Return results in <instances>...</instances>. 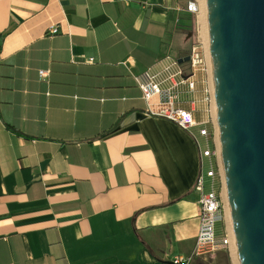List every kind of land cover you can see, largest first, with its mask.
<instances>
[{"label": "crops", "instance_id": "0c3cea01", "mask_svg": "<svg viewBox=\"0 0 264 264\" xmlns=\"http://www.w3.org/2000/svg\"><path fill=\"white\" fill-rule=\"evenodd\" d=\"M187 1L0 0V264H167L191 253L198 151L147 111L134 80L188 54ZM196 78L182 106L202 117L209 77ZM220 253L214 264L235 263L220 251L188 264Z\"/></svg>", "mask_w": 264, "mask_h": 264}, {"label": "water", "instance_id": "95a60500", "mask_svg": "<svg viewBox=\"0 0 264 264\" xmlns=\"http://www.w3.org/2000/svg\"><path fill=\"white\" fill-rule=\"evenodd\" d=\"M204 1L236 261L264 264V0Z\"/></svg>", "mask_w": 264, "mask_h": 264}, {"label": "built area", "instance_id": "2783aa9c", "mask_svg": "<svg viewBox=\"0 0 264 264\" xmlns=\"http://www.w3.org/2000/svg\"><path fill=\"white\" fill-rule=\"evenodd\" d=\"M186 10L192 12L196 19L193 31L189 30L186 34L187 38L193 40L187 54L189 59L180 63L178 59L167 56L158 69H147L134 75L147 111L154 116L164 117L185 130L194 140L198 151L199 168L194 182V190L198 194L195 243L188 255L173 257L172 261L176 264H188L195 258L210 257L220 251L234 255L232 233L228 228L223 200L224 175L208 63L209 52L202 39L199 2L188 0ZM47 31L50 34L57 33V24H49ZM85 61L91 63L93 58L89 57ZM198 71H203L209 77L203 88L202 117H198L197 109L182 106L184 102L193 101ZM39 74L46 76L47 72L40 70ZM188 97L192 99H187Z\"/></svg>", "mask_w": 264, "mask_h": 264}, {"label": "bare ground", "instance_id": "6f19581e", "mask_svg": "<svg viewBox=\"0 0 264 264\" xmlns=\"http://www.w3.org/2000/svg\"><path fill=\"white\" fill-rule=\"evenodd\" d=\"M200 8H201V28H202V34L204 37V42L207 46L208 49V36H207V25H206V11H205V1L204 0H198ZM208 63H209V67H210V77H211V62H210V58L208 56ZM211 83H212V77H211ZM223 200H224V205L226 208V213H227V223H228V228L230 229L231 233H232V225H231V219H230V213H229V206H228V201H227V196H226V190H224L223 192ZM232 242H233V252H234V260H235V264H237L236 261V255H235V247H234V237H233V233L231 236Z\"/></svg>", "mask_w": 264, "mask_h": 264}, {"label": "rangeland", "instance_id": "374dc122", "mask_svg": "<svg viewBox=\"0 0 264 264\" xmlns=\"http://www.w3.org/2000/svg\"><path fill=\"white\" fill-rule=\"evenodd\" d=\"M198 1V0H197ZM200 22H201V13H200ZM202 23V22H201ZM194 28H192L191 30L193 31ZM202 39L204 41V37H203V34H202ZM193 42L192 38H189V43L191 44ZM234 253V252H233ZM216 262H221V263H224V254L223 253H220L218 256H215L214 257V261H213V264L216 263ZM208 264V263H206Z\"/></svg>", "mask_w": 264, "mask_h": 264}, {"label": "trees", "instance_id": "16d2710c", "mask_svg": "<svg viewBox=\"0 0 264 264\" xmlns=\"http://www.w3.org/2000/svg\"><path fill=\"white\" fill-rule=\"evenodd\" d=\"M189 21H188V23L186 24V26H185V30L187 31V30H191L193 27H194V22L191 20V19H188Z\"/></svg>", "mask_w": 264, "mask_h": 264}]
</instances>
